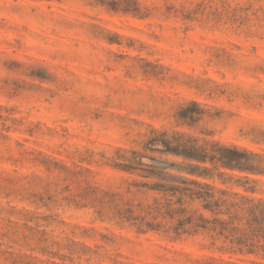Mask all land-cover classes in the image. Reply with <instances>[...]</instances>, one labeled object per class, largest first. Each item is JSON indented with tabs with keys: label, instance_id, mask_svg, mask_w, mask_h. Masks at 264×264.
<instances>
[{
	"label": "rangeland",
	"instance_id": "obj_1",
	"mask_svg": "<svg viewBox=\"0 0 264 264\" xmlns=\"http://www.w3.org/2000/svg\"><path fill=\"white\" fill-rule=\"evenodd\" d=\"M154 130L264 156V0H0V264H264L178 235L167 199L211 214L116 167L180 162Z\"/></svg>",
	"mask_w": 264,
	"mask_h": 264
},
{
	"label": "trees",
	"instance_id": "obj_2",
	"mask_svg": "<svg viewBox=\"0 0 264 264\" xmlns=\"http://www.w3.org/2000/svg\"><path fill=\"white\" fill-rule=\"evenodd\" d=\"M202 113L200 104L191 102L177 117L191 125ZM153 133L154 136L144 146L145 150L177 157L180 162L148 157L154 164L145 165L142 163L144 156L134 152L139 156L130 164H118L116 167L157 180L149 189L165 197L177 198L174 204L183 206L187 201H199L202 208L211 214L210 218H205L195 213L188 214L183 208L174 210L170 207L171 200L167 199L163 208L166 215L177 219L176 233L190 234L203 229L215 241H222L220 249L223 251L251 255L264 251V200L245 195L256 193L255 187L249 185L259 183L254 177L264 176V156L213 140L201 142L186 133L170 135L157 130ZM158 146L161 148L157 149ZM168 169L183 175H173L167 172ZM215 177L225 179L223 183L236 179V186L243 189L244 194L219 189L206 182Z\"/></svg>",
	"mask_w": 264,
	"mask_h": 264
}]
</instances>
